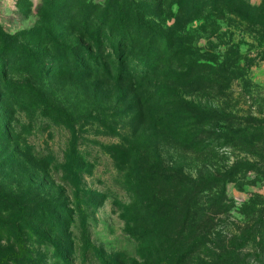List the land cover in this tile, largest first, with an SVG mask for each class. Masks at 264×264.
<instances>
[{
  "label": "rangeland",
  "instance_id": "374dc122",
  "mask_svg": "<svg viewBox=\"0 0 264 264\" xmlns=\"http://www.w3.org/2000/svg\"><path fill=\"white\" fill-rule=\"evenodd\" d=\"M0 264H264V0H0Z\"/></svg>",
  "mask_w": 264,
  "mask_h": 264
},
{
  "label": "trees",
  "instance_id": "16d2710c",
  "mask_svg": "<svg viewBox=\"0 0 264 264\" xmlns=\"http://www.w3.org/2000/svg\"><path fill=\"white\" fill-rule=\"evenodd\" d=\"M20 242V241H19ZM19 245H21V247H22V242H20V244Z\"/></svg>",
  "mask_w": 264,
  "mask_h": 264
}]
</instances>
